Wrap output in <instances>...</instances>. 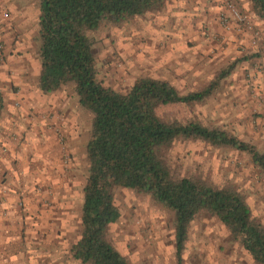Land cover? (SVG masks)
I'll list each match as a JSON object with an SVG mask.
<instances>
[{
	"label": "rangeland",
	"instance_id": "1",
	"mask_svg": "<svg viewBox=\"0 0 264 264\" xmlns=\"http://www.w3.org/2000/svg\"><path fill=\"white\" fill-rule=\"evenodd\" d=\"M174 4L175 0H165L159 8L150 12L133 16L117 23L102 21L97 28L85 32L91 44L96 76L102 85L118 92H124L128 89L125 87V83L128 79L133 78V73L139 74L135 79L145 76L154 78V65L160 63L169 54L172 44L177 43V40L170 35H165L163 40H157L152 32L146 31V28L150 26L155 32L166 34L176 31L177 24L172 13L181 9L174 7ZM169 8L172 9L171 13ZM33 16L35 19H32ZM37 16V0H0V72L9 77L7 81H0V89H4V91L0 92L3 97V107L6 104L11 107H24V103L12 100L9 94L11 96L27 97V104L30 105L27 121L30 124L29 120L31 118L30 122L35 120L36 138L41 141L36 148L41 155L48 156L59 167L48 170L50 179L45 178V183H35V192L48 193V196L43 199H35V216L32 217L33 225L30 226L27 223L28 219L23 220L19 215V211L24 208V199L32 197L30 193H24L25 196L23 198V189L19 191L23 184L25 185L23 175H21L22 182H19L21 180L18 179L19 174L23 171L24 163L20 159L14 158L7 148L0 145V155L8 159L11 166L9 169V167L0 163V186L5 184V174L9 171L11 172V186L6 189L8 194L0 190V203L7 202L13 195L18 197L17 202L12 204L10 208L7 210L3 209V211L0 210V215L3 216L2 221H0V236L5 238L17 234L20 236L19 242L0 247V252L4 254L5 259L9 255H17L23 252L26 264L30 262L33 257L30 255L27 240L29 238V228L32 227L41 242L48 241L49 235L53 232L55 234L50 244H43V246L37 244L35 246L34 250L39 253L35 257L36 264H76V261L69 257L67 251L78 233L79 224L76 218L78 217V209L81 202V185L86 176L84 147L89 136L91 116L77 103V97L74 94L71 82L49 93H41L38 90ZM162 18L164 23H157ZM198 23L199 21L193 18L191 22L193 32L196 31ZM221 27L225 26L221 25ZM136 33H144V35H136ZM202 34L207 36V25H205V31ZM257 42L261 51L251 56L245 55L243 60L219 81L217 88L206 98H212L214 94L224 96L228 89L232 87V82L228 81V77L233 72L240 70L241 65L245 63H247L248 67L243 69L241 76L249 84V97L255 95L257 89L252 87L255 84L253 76L264 73V37H261ZM185 45L189 48L197 46L194 40L191 39L186 40ZM145 47L152 48L155 55L145 53L143 51ZM211 47L213 52L209 54L208 59H212V56L220 48H227L224 37L222 35L219 36ZM141 55H144L146 59L151 57L152 65L142 64L139 59ZM199 55L203 56V53ZM174 63L175 61L170 62V65ZM170 65L156 69L155 76L171 84V79L176 76V72ZM21 69L23 71L19 75L20 83H17L16 79L13 78V72ZM163 77L168 78L164 79ZM200 102L192 104L194 107L201 106ZM175 105L160 106L162 109L160 118L163 121L179 122L175 119V115L171 113V109ZM236 106L233 105V107ZM165 108L168 111H163ZM2 112L3 108L0 116ZM9 113L15 116V113L10 111ZM16 117L20 118L18 114ZM257 118H259V115H257ZM0 120H3V117ZM18 123L20 122H17L12 131H9L6 127H0V137L4 139L5 143L13 145L12 152L23 140L20 133L19 135L16 134ZM74 133L75 139L73 138ZM45 138H53L52 143H46ZM197 141L201 140L197 138H176L170 145L163 148L161 151L162 159L174 177L182 175L199 177L218 185L211 168L207 174L200 173L199 169H197L199 174H192L190 171H185L183 161L177 159L176 162H173L169 160V153L172 152L175 143L187 144ZM206 144L209 148L222 152L234 150L229 147H214L208 143ZM21 146L23 149L26 146L30 149L25 154V158L28 155H36V151L31 150L27 138ZM31 160L34 161L32 162V170L35 169V180H40V173L45 171L46 165L43 160ZM245 169H249L247 175H245ZM217 171L221 179V184L219 185L231 186L238 190L245 197L254 220L264 225V173L252 166L248 155L246 163L241 161L232 164L228 168L222 165ZM230 177H235L236 179H231ZM249 179L257 181L254 185V191L245 187ZM55 180L61 182L59 187L53 184ZM77 182H79V187H77ZM111 193L119 216L115 222L107 226L105 239L125 258L128 264H155L157 258L163 264V257L159 255L156 245L150 239L154 230L152 217L154 213L162 214L165 227L172 229V213L143 192L113 187ZM77 196H79V200L75 199ZM250 196L253 198L251 205L248 203ZM66 201L72 203L73 207L64 208L63 205ZM8 210L13 213L11 217ZM46 213L48 214L47 216H45ZM16 216H19V220L16 219ZM68 216L74 217V219L69 221L74 231L65 234L63 227L64 221ZM159 222L160 219L157 217L155 223ZM41 224L45 225V227L35 229V225ZM193 224L196 225L195 229L192 227ZM209 228L213 229L211 233L207 231ZM222 232L227 234L222 235ZM137 234H139L141 240L127 239L128 237H135ZM193 236H195L197 242L193 243L192 248L189 250L188 244L192 241ZM163 242L166 248L173 247L171 236ZM65 244L66 249L60 251ZM121 244H123V249L120 247ZM125 250L127 254H124ZM185 251H188L187 261L184 259ZM56 253H59V259L53 260L52 256ZM137 254L138 259L134 261L133 258L137 257ZM174 264L256 263L230 237L224 226L216 218L207 213H199L188 226L187 239L181 254V260L177 262L174 257Z\"/></svg>",
	"mask_w": 264,
	"mask_h": 264
},
{
	"label": "trees",
	"instance_id": "2",
	"mask_svg": "<svg viewBox=\"0 0 264 264\" xmlns=\"http://www.w3.org/2000/svg\"><path fill=\"white\" fill-rule=\"evenodd\" d=\"M164 1L37 0V88L49 93L71 82L77 103L91 116L84 147L86 176L81 185L78 233L67 253L76 264H128L105 239L107 226L119 216L111 190L122 187L148 194L172 213L177 262L191 221L199 213H207L256 264H264V225L254 220L245 197L231 186L187 175L174 177L161 151L176 138H197L214 147L247 153L252 166L263 173L264 155L226 131L211 133L199 123L184 127L152 112L154 106L202 101L243 59L234 60L230 71L221 72L210 87L184 100L163 79L138 77L134 87L118 92L102 85L96 76L85 32L102 21L117 23L150 12ZM253 10L264 19V0H253ZM2 108L0 92V113Z\"/></svg>",
	"mask_w": 264,
	"mask_h": 264
},
{
	"label": "clouds",
	"instance_id": "3",
	"mask_svg": "<svg viewBox=\"0 0 264 264\" xmlns=\"http://www.w3.org/2000/svg\"><path fill=\"white\" fill-rule=\"evenodd\" d=\"M174 7L181 9L174 15L177 29L173 33L155 32L150 26H147L146 31L152 32L153 36L157 40H163L165 35L174 36L177 43L172 44L171 51L165 56L160 63L154 65L153 77L155 76V70L161 69L165 65H170V62L175 61L170 66L175 69L176 76L171 79V84L178 92L180 100H184L185 97L190 95H197L206 87H210L219 77L221 72L231 70V64L233 60L243 59L245 55L251 56L261 51L258 46V40L264 37V19H262L253 10V0H175ZM186 9V10H185ZM169 12L172 9L169 8ZM193 18H196L199 23L196 27V31L193 32L191 22ZM211 18V19H209ZM32 19H35L33 16ZM157 23H164V19L158 20ZM183 25V27H181ZM205 25H207V36L202 33L205 31ZM221 25H226L221 27ZM30 35V33H29ZM136 35H144V33H136ZM223 36L227 44V48H220L216 54L212 56V59H208L210 53L213 52L211 45L214 43L219 36ZM194 40L196 47H186V40ZM145 53H151L155 55L152 48L145 47L143 49ZM203 53V56L199 55ZM140 62L142 64L152 65L151 57L145 58L144 55L140 56ZM183 61V62H182ZM248 67L247 63L241 65L240 70L233 72L228 77V81L232 82V87L228 89V92L224 96L214 94L212 98H206L201 101V106H193L191 101L184 103H177L172 109L171 113L175 115V119L180 122L184 127H187L189 123H199L202 128H206L211 133L218 131H227L230 135L237 138L239 142L246 143L252 148H256L261 155H264V73L254 75L253 79L255 84L252 87L257 89L255 95L249 97V84L241 76V72L244 68ZM38 70V69H37ZM123 70V69H122ZM23 69L13 72V78L16 79L17 83H20L19 75ZM138 73H133V78L126 81L125 87L129 90L135 86V77ZM167 79L168 77H163ZM9 77L0 72V81H7ZM4 91V89H0ZM12 100L21 101L24 103V107H9L8 111L16 113L20 117V123L16 134L19 135L20 131L24 129V123L27 121L28 108L30 105L27 104V97L23 96H11ZM233 105H237L233 107ZM168 111V109H163ZM153 115L160 117L162 109L154 106L152 109ZM259 115V118H257ZM12 121L0 120V127H6L9 131H12ZM75 139V133L73 134ZM53 138H45V142L48 144L52 143ZM29 146L31 150L36 151V155L33 157L35 161L43 160L46 169L40 173L41 179L35 180L33 174L30 172L27 164L28 161L25 158V154L30 150L28 146L24 150L17 154L12 153L14 158L20 159L24 163L22 175L25 180V186L23 188L24 193H31L33 200H24L25 210L28 215V225H33L32 217L35 215V199H43L48 196V193H36L35 189L31 185L35 183L43 184L46 182L45 178L48 177L49 169L58 168V164L52 161L46 155H41L40 151L36 146L41 142L36 138L35 127L28 136ZM0 145L7 148L8 151H12L13 145L5 143L4 139L0 137ZM183 161L184 169L186 172L190 171L192 174L197 173L199 169L200 173L207 174L211 168L215 174L217 184H221L219 169L222 165L228 168L234 163L241 161L247 162V153H240L236 150L222 152L209 148V146L202 142L197 141L195 143H175L173 150L169 153V160L176 162ZM0 163L9 167L10 163L8 159H5L0 155ZM249 172V169H245V175ZM236 179L235 177H230ZM19 179V178H18ZM15 183V181H14ZM257 181L249 179L245 187L254 191V185ZM56 187H59L61 182L59 180L53 181ZM79 187V182H77ZM79 200V196L75 198ZM18 197L13 195L7 202L0 203V210L8 209L14 203H16ZM248 203H253V198L250 196ZM64 208L73 207L72 203L67 201L63 205ZM255 214V213H254ZM13 215L9 212V216ZM48 214L46 213L45 216ZM157 217L160 222L155 223ZM154 230L151 236V241L156 245L159 255L163 257V264H174V253L175 248L165 247L164 240L169 236L172 240H175L174 229H168L164 225V217L160 213L153 214ZM3 216L0 215V221ZM19 220V216H16ZM74 219L72 216H68L64 221L63 232L65 234L73 232L74 228L69 224V221ZM78 219V217L76 218ZM45 225H35V229H40ZM54 227V226H50ZM115 228V226H113ZM193 229L196 225L193 224ZM209 233L213 231L212 228L207 230ZM222 235H226V232H222ZM27 246L30 250V255L33 259L27 264H36V259L39 255L34 248L37 244L43 246V244H50L54 239V232L49 235L48 241L41 242L36 235V231L30 227L28 233ZM131 240H141L139 234L135 237H128ZM20 236L14 235L9 237L0 236V247L10 245L14 242H19ZM197 242L195 236L192 241L188 244V249L192 248L193 243ZM123 249V244H121ZM66 249L64 248L60 251ZM126 253V250L124 252ZM53 260L59 259V253L52 256ZM138 259L134 257L135 261ZM184 259H188V251L184 253ZM0 264H26L24 261V253L20 252L17 255H9L7 259L2 252H0ZM155 264H161L159 258L156 259Z\"/></svg>",
	"mask_w": 264,
	"mask_h": 264
},
{
	"label": "crops",
	"instance_id": "4",
	"mask_svg": "<svg viewBox=\"0 0 264 264\" xmlns=\"http://www.w3.org/2000/svg\"><path fill=\"white\" fill-rule=\"evenodd\" d=\"M9 107H11V106H8L7 104L3 107V112H2V115L0 116V119L3 117V120H8V121H12L13 123L11 124V128L13 129V127H15L16 125H17V122H20V118H18V117H16V113H15V116H13L12 114L10 115V113H9V111H8V108ZM5 111V112H4ZM32 119V118H31ZM30 119V120H31ZM30 120H29V123L30 124H28V122H25V125H24V129L25 130H23V131H20L19 133H20V135L23 137V140L21 141V143L17 146V148H15V153H17V154H19V153H21L22 152V150H24L23 149V147L21 146L23 143H24V141H25V139L27 138V140H28V136H29V133L30 132H32L33 131V128L35 127V120H33V122H30ZM18 125H19V123H18ZM4 132H6V131H4ZM12 151H11V155H12ZM28 156H30L29 158H28ZM26 158V160L28 161V168H29V170H30V172H33L32 174H33V178L35 179V169L34 170H32L33 169V164H32V162H34L33 160H31V159H33V157L34 156H32V155H28ZM21 165V164H20ZM13 168V167H12ZM18 170H20V169H18ZM22 171V170H21ZM9 173V174H8ZM8 173H6L5 174V184L4 185H2V186H0V190H2V191H5V193L6 194H8V192H6V189H9L10 188V186H11V184H10V179H11V172L9 171ZM20 173V172H19ZM20 176H19V180H21V181H19V182H22L23 180H22V173H20L19 174ZM16 181V180H15ZM16 183V182H15ZM17 185V184H16ZM24 184H23V186H22V188H21V190H19V191H22V189L24 188ZM35 184H33V185H31V187H33L34 189H35ZM18 190V189H17ZM31 194V193H30ZM22 195H23V198H24V192H22ZM32 195V194H31ZM24 200H33V197H31V198H27V199H24ZM34 202V205H35V200L33 201ZM7 210V209H6ZM3 211V210H2ZM1 211V212H2ZM8 213H9V210H8ZM19 215L22 217V219L23 220H26V219H28V215H29V213H27L26 212V210H25V206H24V208H22L20 211H19ZM35 216V215H34Z\"/></svg>",
	"mask_w": 264,
	"mask_h": 264
},
{
	"label": "built area",
	"instance_id": "5",
	"mask_svg": "<svg viewBox=\"0 0 264 264\" xmlns=\"http://www.w3.org/2000/svg\"><path fill=\"white\" fill-rule=\"evenodd\" d=\"M223 26H226V25H223Z\"/></svg>",
	"mask_w": 264,
	"mask_h": 264
}]
</instances>
